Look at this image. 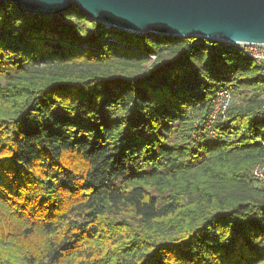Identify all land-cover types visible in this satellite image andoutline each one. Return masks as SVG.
I'll list each match as a JSON object with an SVG mask.
<instances>
[{"label": "trees", "instance_id": "trees-1", "mask_svg": "<svg viewBox=\"0 0 264 264\" xmlns=\"http://www.w3.org/2000/svg\"><path fill=\"white\" fill-rule=\"evenodd\" d=\"M206 44L0 5V264H264V79Z\"/></svg>", "mask_w": 264, "mask_h": 264}, {"label": "water", "instance_id": "water-1", "mask_svg": "<svg viewBox=\"0 0 264 264\" xmlns=\"http://www.w3.org/2000/svg\"><path fill=\"white\" fill-rule=\"evenodd\" d=\"M25 15L70 9L133 35L264 45V0H0Z\"/></svg>", "mask_w": 264, "mask_h": 264}, {"label": "built area", "instance_id": "built-area-1", "mask_svg": "<svg viewBox=\"0 0 264 264\" xmlns=\"http://www.w3.org/2000/svg\"><path fill=\"white\" fill-rule=\"evenodd\" d=\"M206 47L211 48V44H217L223 47H233L237 49L244 58L255 63L259 67V73L262 79H264V45L257 44H243V45H228L226 43L208 41ZM154 60V57L151 58ZM261 106V111L264 112V95ZM233 95L231 91L226 87H221L214 91L212 96V107L210 112L204 118H197L193 121L190 130V137L193 141H200L204 138L219 139L218 134L214 130V125L217 118L224 114V112L231 106ZM252 178L256 183L264 185V162H259L252 171Z\"/></svg>", "mask_w": 264, "mask_h": 264}, {"label": "rangeland", "instance_id": "rangeland-1", "mask_svg": "<svg viewBox=\"0 0 264 264\" xmlns=\"http://www.w3.org/2000/svg\"><path fill=\"white\" fill-rule=\"evenodd\" d=\"M150 37V36H149ZM152 37V36H151ZM111 40V39H110ZM5 72H8V70L7 71H5ZM4 71L3 72H0V74H4L5 73ZM10 72V71H9ZM0 82L1 83H4V79H3V77L0 75ZM241 100H242V97L240 96H233V100H232V104H231V106L232 105H239L240 103H241ZM256 185L259 187V186H261V185H263V184H259V183H256Z\"/></svg>", "mask_w": 264, "mask_h": 264}]
</instances>
